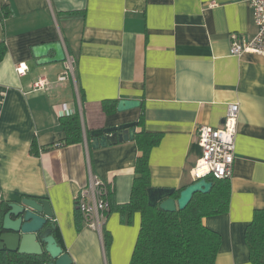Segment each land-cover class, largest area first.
Masks as SVG:
<instances>
[{"label": "crops", "instance_id": "0c3cea01", "mask_svg": "<svg viewBox=\"0 0 264 264\" xmlns=\"http://www.w3.org/2000/svg\"><path fill=\"white\" fill-rule=\"evenodd\" d=\"M4 4L9 15L0 13V41L6 45L0 60V222L7 202L47 199L73 264H130L140 211L109 213L105 249L103 235L85 220L77 228L76 198L93 172L115 190L117 204L128 203L141 152L133 139L91 148L88 131L143 115L136 131L161 134L150 153L151 185L178 190L192 182L189 171L201 155L197 127H220L228 104L236 102L230 209L203 223L221 236L216 264H253L245 229L254 211L264 208V56L230 54L233 33L245 39L257 33L249 3L0 0ZM60 40L75 57L74 75L65 61L38 64L33 55L34 46ZM20 63L28 66L24 75L16 71ZM39 80L45 84L35 88ZM111 99H137L141 106L107 114L103 101ZM77 111L83 140L44 151L65 137L61 116ZM33 143L39 153L31 150Z\"/></svg>", "mask_w": 264, "mask_h": 264}, {"label": "trees", "instance_id": "16d2710c", "mask_svg": "<svg viewBox=\"0 0 264 264\" xmlns=\"http://www.w3.org/2000/svg\"><path fill=\"white\" fill-rule=\"evenodd\" d=\"M0 13L2 16L9 15L6 4L1 5ZM5 53L6 45L0 41V60ZM80 96L84 103L82 89ZM118 102L119 100L116 99L104 100L103 108L105 112L110 114L118 111ZM60 121L65 131L64 139L57 144L45 146L44 151L83 140V123L79 111L61 116ZM135 122V128L142 125L143 115ZM88 138L91 140L90 131H88ZM160 139L161 134L159 133H151L144 128L136 131L133 140L136 141L141 153L135 165V177L130 200L125 204H117L115 190L108 187L109 210L107 215L113 209H118L129 215L134 211H140L141 213L140 232L130 264H216L221 236L215 230L206 226L203 223V218L229 211L232 195L231 181L230 179L211 178L210 180L213 182L211 190L208 193H195L184 209L170 212L161 209L159 204L150 205L148 196V189L152 187L150 153L153 147L160 142ZM90 147L92 148L91 141ZM31 150L39 153L36 143L32 144ZM188 185L183 184L177 190L175 196H178L179 192ZM7 204L8 202L5 204L3 218L7 210ZM76 208V224L80 230L85 219L77 199ZM2 223L3 221L0 222V234ZM104 228L103 237L105 249H107L108 242ZM53 233L58 243L63 247L58 226ZM245 240L249 247V256L252 263L264 264V208L254 211L253 219L245 229ZM47 261H49L47 254L26 255L0 249V264H44Z\"/></svg>", "mask_w": 264, "mask_h": 264}, {"label": "water", "instance_id": "95a60500", "mask_svg": "<svg viewBox=\"0 0 264 264\" xmlns=\"http://www.w3.org/2000/svg\"><path fill=\"white\" fill-rule=\"evenodd\" d=\"M55 55L51 56L50 51ZM33 55L38 64L62 62L67 58V52L60 41L39 44L33 47ZM141 106V100L120 99L118 111H126ZM136 122H126L111 127L98 128L90 131L91 145L94 149L113 145L118 142L134 139ZM213 182L200 179L192 182L175 196L177 189L150 187L148 189L150 205L159 204L166 211L184 209L197 192L208 193ZM54 217L52 206L47 199L23 197L9 202L2 223L0 234V249L18 252L26 255L49 256L44 264H73L69 252L58 243L53 231L57 224L51 221Z\"/></svg>", "mask_w": 264, "mask_h": 264}, {"label": "built area", "instance_id": "2783aa9c", "mask_svg": "<svg viewBox=\"0 0 264 264\" xmlns=\"http://www.w3.org/2000/svg\"><path fill=\"white\" fill-rule=\"evenodd\" d=\"M249 3L257 33L252 38H242L237 33L231 35L230 54L242 56L252 53L264 56V0H245ZM216 5L215 2L210 4ZM75 57L67 54L65 60L68 74L74 75ZM28 66L20 63L16 71L26 74ZM67 74V73H66ZM61 76L60 79H65ZM44 81L35 83V88H42ZM240 106L236 102L228 104L224 122L220 127L200 124L196 129V144L201 148V155L190 169L192 182L200 179H231L235 162L236 136ZM211 181V180H210ZM108 184L93 172L88 183L77 195V201L87 225L103 235V227L107 221L109 200L107 199Z\"/></svg>", "mask_w": 264, "mask_h": 264}]
</instances>
